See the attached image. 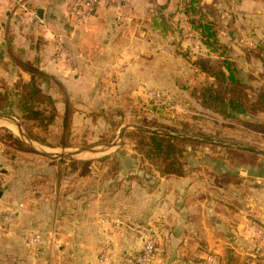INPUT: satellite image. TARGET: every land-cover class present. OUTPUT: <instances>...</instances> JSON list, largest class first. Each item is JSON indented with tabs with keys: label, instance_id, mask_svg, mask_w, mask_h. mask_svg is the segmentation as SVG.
Masks as SVG:
<instances>
[{
	"label": "crops",
	"instance_id": "1",
	"mask_svg": "<svg viewBox=\"0 0 264 264\" xmlns=\"http://www.w3.org/2000/svg\"><path fill=\"white\" fill-rule=\"evenodd\" d=\"M183 1L131 0L124 11L127 18L120 19L113 6L103 5L87 24L76 25L69 17L71 0H0V76L11 81L20 77L14 72L20 67L14 65L12 57L37 63L51 77L44 88L56 99V122L65 116L72 117L74 128L92 121L95 112L103 107H122L128 97L131 102L133 97L146 96L144 87L171 89L189 106L207 110L199 103L198 91L192 86L199 82L201 87L207 76L193 63L197 57L184 55L189 39L184 40L180 30L186 15ZM216 1L218 37L225 46V56L235 61L243 74L255 75L254 63L259 69L264 67V51L258 48L264 47V0ZM39 8L43 9V18L37 15ZM54 35L63 37L75 57L74 65L52 61ZM205 53L217 57L215 52ZM123 64L127 67L123 68ZM119 66L120 71L124 69L122 76L112 82ZM2 124L17 129L11 121ZM259 168L257 172L244 164L239 170L224 163L213 176L221 174L229 180L210 186H205L203 179L193 173L168 174L158 181L154 192L136 185V200L134 193L130 195V215L118 219L123 224L112 221L108 225L110 222L103 218H91L89 207L85 214L74 215L69 210L74 206L71 197L62 194L49 204L41 201L44 204L38 207L27 201L14 222L17 232H9L7 242L12 249L18 246L14 241L21 246L18 233L24 227H40L48 231L47 238L60 242V256H82L83 264H88L97 243L111 236L114 251L110 264H128L127 258L142 249L148 231L159 243L180 241L178 247L183 241L191 246L198 239L206 240L209 250L236 257L235 262L241 263L256 248L251 222L258 220L264 224V166ZM237 174L241 177L238 182L234 179ZM52 247L44 241L42 253L55 255ZM22 250L18 254L33 262L30 250L26 246ZM156 252L152 264L159 260ZM65 263L66 260L54 263L50 259V264ZM81 263L76 259L66 264ZM256 264H264V257Z\"/></svg>",
	"mask_w": 264,
	"mask_h": 264
},
{
	"label": "rangeland",
	"instance_id": "2",
	"mask_svg": "<svg viewBox=\"0 0 264 264\" xmlns=\"http://www.w3.org/2000/svg\"><path fill=\"white\" fill-rule=\"evenodd\" d=\"M185 18L192 28L186 15ZM180 30L182 38L187 41L189 39L187 46L185 43L187 50L184 51L188 53L189 57L198 58L209 55H206V51L200 50L199 43L201 40L194 28L191 30V35L187 33L186 28H182V25ZM213 55L220 56L216 52ZM217 57L214 59H220ZM195 60L196 58H194ZM262 60L264 61V57ZM121 66L127 67L126 64ZM121 66H119L118 73L113 75L112 82L120 80L122 76ZM252 68L257 71L255 75L248 72L244 74L248 77L253 76L254 84L264 82V67L259 69L257 63H254ZM20 69L22 68H15L14 72L20 74V77L24 79H29V74L25 71L22 73ZM20 77L14 81L5 77L1 79V82L13 89L14 83ZM208 81H212V79L207 77L201 87ZM49 82L50 79L45 83L49 84ZM199 85V82L192 83L197 91L201 89ZM148 88L144 87V93L147 97L139 95L133 97L131 102L130 97H128L127 102L122 107L113 105L103 107L102 111L95 112L92 121L85 122L86 125L81 127L74 128L72 117L67 119V116L58 123L55 121L53 124H45L36 119H23L15 113H4L17 119L24 135L19 133L17 123H14L16 130L0 124V190L3 191L0 198V220L9 208L19 207L20 204L27 201L33 202L36 207L42 206L44 203L49 204L51 200H55L56 195L62 194L71 197L70 203L74 206L69 210L74 215L85 214V208L89 207L92 214L91 218H103L104 222H110L108 225L112 221L121 223L118 219H124L125 216L130 215V195L134 193L136 185H144L146 191L154 192L158 181L169 174L167 171H171L168 169V163H174V167L179 169L180 174L174 176L193 173L196 177L203 179L201 182H204L205 186L217 182L226 183L229 180L227 176H221V174H217L216 177L213 176L224 163L229 162L231 166L239 170L244 164L250 165V167L256 168L257 172L261 169L259 167L264 166V154L199 139L175 137L180 140L174 141L176 150L171 156L164 158V156L160 157L155 154L151 150V146L148 145L149 134H146L145 139H143L144 137L139 133L140 129L134 126L195 137H209L218 141L233 142L262 149H264V128L258 127L259 122L256 120L259 116L254 118L253 116H243L232 119L210 109L199 111L194 105L189 106L185 102L186 100L174 94L171 89L150 88L164 89L169 92L178 107L167 106L151 98L147 93ZM45 90L49 93L47 87ZM252 97L255 95L253 94ZM16 107L14 105L13 109ZM57 113L59 114L58 109ZM125 126L126 129L120 134ZM1 127H6L19 136L30 148L20 149L9 139V131L1 130ZM159 134L167 135L165 133ZM181 139L185 141H181ZM112 143L115 145L108 148L107 146ZM36 148L50 152L74 153L85 149L92 151L81 152L71 157H57L44 155ZM234 179L238 182L241 177L237 174ZM135 197L134 193L133 198ZM41 201L44 203L41 204ZM88 204L90 206H86ZM23 207L24 204L19 208V212ZM17 215L10 227L0 233V264H50V259L54 263L61 260H66V263H69V260L73 262L77 259L83 264L82 256H60L61 248L58 246L60 242L47 238V236L49 237L48 231L40 227H24L22 232L18 231L22 245L20 246L17 241H14V244H18V246L12 249L6 236L9 232H17L15 229L17 226L14 225ZM258 222L262 223L261 221ZM33 231H39L42 235L43 242L37 255H34V251L26 240L27 234ZM146 232L150 235L148 231ZM107 239H109L112 247L111 262L114 239L108 236L97 243L95 255L90 257L92 260L88 264H96L102 245ZM46 240L53 245V249H47L54 250L55 255L49 253L47 256L44 254V241ZM198 241L199 244H197ZM179 242L178 240H160V243L157 242L156 258H159L157 264H206L208 262L206 261L207 255H216L224 264H247L248 257L243 262L236 263V257L222 256L220 253L209 250L206 240L198 239L194 241L195 245L191 246L183 241L178 247ZM25 246L30 250L29 255L33 262L18 254L23 252L22 249ZM262 257H257L256 261Z\"/></svg>",
	"mask_w": 264,
	"mask_h": 264
},
{
	"label": "trees",
	"instance_id": "3",
	"mask_svg": "<svg viewBox=\"0 0 264 264\" xmlns=\"http://www.w3.org/2000/svg\"><path fill=\"white\" fill-rule=\"evenodd\" d=\"M183 12L188 17L190 25L199 35V38L210 52L224 56L223 59H214L211 55L200 56L194 64L212 81H208L196 93L201 106L220 113L232 119L253 116L258 127L264 128V82L254 84L253 76L242 73L235 61L225 56V46L218 37V2L203 3L202 0H184ZM7 37V36H6ZM264 51V47L259 46ZM188 56V53H184ZM14 65L19 66L29 74V79L20 77L14 83L13 89L2 84L0 76V114L15 113L23 119H36L45 124H53L57 120V108L54 97L47 93L44 84L50 75L40 69L37 63L12 57ZM255 97H252V95ZM255 98V99H254ZM16 105V109H13ZM263 117V118H262ZM252 118V119H253ZM1 130H7L1 127ZM145 139L149 134L148 145L160 157L166 158L176 150L174 141L180 139L159 133L139 131ZM9 139L20 149L30 148L13 132H8ZM181 141H185L182 140ZM25 148V149H24ZM75 163V161H74ZM169 174H180L174 163H168Z\"/></svg>",
	"mask_w": 264,
	"mask_h": 264
},
{
	"label": "built area",
	"instance_id": "4",
	"mask_svg": "<svg viewBox=\"0 0 264 264\" xmlns=\"http://www.w3.org/2000/svg\"><path fill=\"white\" fill-rule=\"evenodd\" d=\"M15 3H20L19 0H12ZM131 0H71L69 4V17L71 21L76 25L87 24L91 17L95 15L98 9L103 5H111L115 8L117 13V18H127L124 11L130 7ZM24 6V5H23ZM27 10V8H26ZM182 28H186L187 33L191 35L192 28L189 26L187 19L183 20ZM45 30L50 32L48 27ZM52 40L55 43V50L52 55V61L55 63H71L75 64V57L71 51L66 47L64 39L60 35L52 36ZM200 44L201 51H209V49L202 44ZM124 70V69H123ZM121 70V73L123 72ZM147 93L159 103H164L167 106L176 108L178 105L172 100L171 95L168 91L164 89H147ZM19 207L9 208L2 219L0 220V233L6 231L14 217L19 213ZM250 229L256 236V248L250 257L247 258V264H255L257 257H264V224L258 221H252L250 224ZM27 244L34 251V255L39 254L40 248L42 246V235L39 231H33L27 234L26 237ZM107 239L102 245L100 250V255L96 264H110V257L112 253V247L110 241ZM157 248L156 239L149 234L144 235V244L142 249L127 258L128 264H152L155 252ZM207 261L209 264H224L216 255H208Z\"/></svg>",
	"mask_w": 264,
	"mask_h": 264
},
{
	"label": "water",
	"instance_id": "5",
	"mask_svg": "<svg viewBox=\"0 0 264 264\" xmlns=\"http://www.w3.org/2000/svg\"><path fill=\"white\" fill-rule=\"evenodd\" d=\"M37 15L38 17L40 18H43V9L42 8H39L37 10ZM5 121H11L13 123H17V127H18V130H19V133L24 135L23 134V131H22V127L21 125L19 124V122L17 121V119L14 117V116H11V115H7V114H0V124H2L3 122ZM140 130H143V131H150V132H153V133H165L167 135H171L173 137H180V138H183V139H199V140H202V141H209V142H215V143H221V144H224V145H232V146H236V147H240L242 149H247V150H250V151H254V152H257V153H260V154H264V149L262 148H255V147H251V146H247V145H243V144H238V143H233V142H223V141H218L216 139H213V138H209V137H195V136H191V135H184V134H175V133H172V132H169V131H164V130H160V129H149V128H144V127H141V126H134ZM126 129V126L124 128H122L121 130V133ZM115 145V143H112L110 145H108L107 147L108 148H111ZM40 153L44 154V155H47V156H57V157H71V156H74L76 154H79L81 152H87V151H92L91 149H85V150H80L78 152H50V151H45V150H41L39 148H36ZM2 190H0V198H1V195H2Z\"/></svg>",
	"mask_w": 264,
	"mask_h": 264
}]
</instances>
